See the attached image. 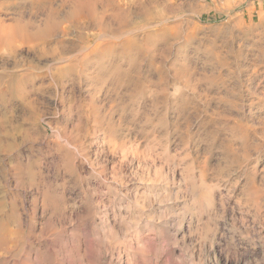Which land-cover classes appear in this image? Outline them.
Listing matches in <instances>:
<instances>
[{
  "label": "rangeland",
  "instance_id": "374dc122",
  "mask_svg": "<svg viewBox=\"0 0 264 264\" xmlns=\"http://www.w3.org/2000/svg\"><path fill=\"white\" fill-rule=\"evenodd\" d=\"M166 3L0 0V264H264V0Z\"/></svg>",
  "mask_w": 264,
  "mask_h": 264
},
{
  "label": "bare ground",
  "instance_id": "6f19581e",
  "mask_svg": "<svg viewBox=\"0 0 264 264\" xmlns=\"http://www.w3.org/2000/svg\"><path fill=\"white\" fill-rule=\"evenodd\" d=\"M99 1L102 0H63V4L69 5L70 7V10L66 14V19H68V21L70 20L69 22H71V20L73 21L74 19H81V21L84 20L87 24H92L93 21H99L100 23H102V20H104L105 17L98 16V14H96L95 11ZM158 1L159 0H134V1L122 0V6L119 7L115 15L112 16V19L118 21L120 23V26L123 27L124 29L127 28L132 23L135 17H140L142 18L143 21L145 20L148 21L153 17L155 18L165 15L166 17L161 18L162 21L165 22L166 20L170 19L168 17V14H172L175 12V8L172 5L166 3L164 5L163 10L161 11L162 15L159 14L160 15L159 16L158 14H154L156 11H153L152 8L159 7V5H157ZM59 17L60 14H58V12L50 13L47 19V23L42 28L37 29L36 32L34 33L30 32V34L35 38L38 39L44 38V40H46V38L52 35L55 28L59 27L57 26L59 23L58 21ZM63 17H65V15ZM99 25H101V28L104 30V33L106 35H108L109 33L113 35V32L110 31L107 25H104V23ZM24 28L27 32L29 31V26H24ZM114 36L116 35L114 34Z\"/></svg>",
  "mask_w": 264,
  "mask_h": 264
}]
</instances>
